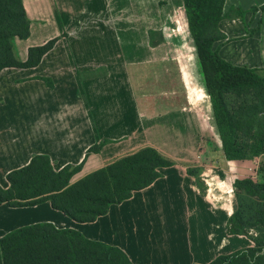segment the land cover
Returning <instances> with one entry per match:
<instances>
[{
    "label": "crops",
    "instance_id": "1",
    "mask_svg": "<svg viewBox=\"0 0 264 264\" xmlns=\"http://www.w3.org/2000/svg\"><path fill=\"white\" fill-rule=\"evenodd\" d=\"M23 4L30 36L16 40L18 59L25 62L30 48L56 43L38 66L0 73V186L8 189L7 175L37 155L48 156L56 172L83 164L72 184L149 147L173 166L160 169L151 186L92 223L74 221L49 201L0 205V239L51 224L119 248L130 264H209L254 248L250 237L230 235L228 227L242 196H248L236 194L234 181L254 180L256 167L251 160H227L209 118L213 112L200 69L195 80L184 65L201 92L194 99L172 63L173 53L182 51L176 44L190 36L187 26L168 37L184 1ZM263 6L264 0L225 1L224 13L233 8L244 15L219 24L225 39L214 49L223 59L264 70ZM96 145L100 150L90 153Z\"/></svg>",
    "mask_w": 264,
    "mask_h": 264
},
{
    "label": "trees",
    "instance_id": "2",
    "mask_svg": "<svg viewBox=\"0 0 264 264\" xmlns=\"http://www.w3.org/2000/svg\"><path fill=\"white\" fill-rule=\"evenodd\" d=\"M188 32L195 46L203 86L213 119L220 133L222 150L228 161H242L250 154L264 153V70L235 66L221 57L214 45L225 39L219 28L224 19L242 17L241 10L224 13L226 0H183ZM264 11V6L261 7ZM30 36V20L23 0H0V73L5 68H33L55 45L56 39L30 48L25 62L17 57L16 40ZM253 94L252 103L230 108L228 96ZM100 146L89 152H98ZM173 166L153 148H145L100 169L76 183L72 178L83 164L66 166L56 172L48 156L37 155L21 169L7 175L8 189L0 186V205L11 208L51 202L78 223H92L110 207L130 199L135 192L151 186L161 177L160 169ZM237 195L246 193L264 201V181L236 179ZM251 230L257 236L250 234ZM230 235L250 237L255 244L233 255L219 256L209 264H264V209L254 221L239 209L230 220ZM0 264H130L116 247L87 240L74 230H58L51 224H37L9 233L0 239Z\"/></svg>",
    "mask_w": 264,
    "mask_h": 264
},
{
    "label": "rangeland",
    "instance_id": "3",
    "mask_svg": "<svg viewBox=\"0 0 264 264\" xmlns=\"http://www.w3.org/2000/svg\"><path fill=\"white\" fill-rule=\"evenodd\" d=\"M185 37H187V41L186 39L183 38V40H181L180 44H176L175 48H179L180 46H182V51L179 50V52H174L173 56L175 57V60H173V64L175 65V67H177L178 69V73L180 74L181 77V72H180V67H179V61H180V65L182 67V71L184 74V79L186 81V85L188 86V90L191 93H194L193 95L195 96H200V91L196 90L190 81L189 75L187 73L186 70V65L188 66V72L195 78L197 76L198 73V69H200L199 66V62L198 59L196 58L195 55V46L193 44L192 38L187 34L184 35ZM185 65V66H184ZM174 73V71H173ZM174 77V76H173ZM195 80H198V78L196 77ZM175 88V87H173ZM177 88H181L180 86H178ZM184 96H181L182 100H183ZM255 100V97L253 94H245L242 97H236L234 95H230L228 96L227 102L230 108H235L238 105L242 104V103H252ZM209 118L211 119L212 124H214L215 126V122L213 120V117L211 115H209ZM215 133L217 135V139L220 141L221 137H220V133L217 131V128H215ZM222 144V141L220 142ZM245 160H251L254 163V167L255 168V172H257V178L254 179L255 182H263L264 180H262L261 175L264 174V153H261L259 155H252L250 154ZM244 160V161H245ZM243 161V160H242ZM256 177V176H255ZM240 208L243 212V216L245 217V219L247 220H252L254 221V218L256 217L257 212L261 209H264V201H260L256 198H251L248 197L246 195L242 196L241 200H240ZM251 235L253 236H257V232L255 230H251Z\"/></svg>",
    "mask_w": 264,
    "mask_h": 264
},
{
    "label": "built area",
    "instance_id": "4",
    "mask_svg": "<svg viewBox=\"0 0 264 264\" xmlns=\"http://www.w3.org/2000/svg\"><path fill=\"white\" fill-rule=\"evenodd\" d=\"M187 26L188 25L185 16V11L182 10L177 14V18L175 19V28L170 31L168 37H172L175 34H182L184 28H186Z\"/></svg>",
    "mask_w": 264,
    "mask_h": 264
},
{
    "label": "bare ground",
    "instance_id": "5",
    "mask_svg": "<svg viewBox=\"0 0 264 264\" xmlns=\"http://www.w3.org/2000/svg\"><path fill=\"white\" fill-rule=\"evenodd\" d=\"M179 65H180V63H179ZM180 68H181V66H180ZM181 73H182V76H183V79H184V74H183V71H182V69H181ZM184 81H185V79H184ZM185 83H186V81H185ZM199 98V96H195V98L194 99H198Z\"/></svg>",
    "mask_w": 264,
    "mask_h": 264
}]
</instances>
